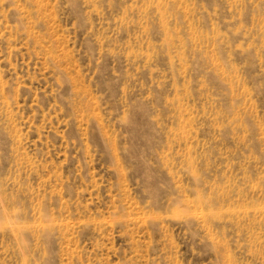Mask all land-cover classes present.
I'll return each mask as SVG.
<instances>
[{"label": "rangeland", "instance_id": "1", "mask_svg": "<svg viewBox=\"0 0 264 264\" xmlns=\"http://www.w3.org/2000/svg\"><path fill=\"white\" fill-rule=\"evenodd\" d=\"M0 264H264V0H0Z\"/></svg>", "mask_w": 264, "mask_h": 264}]
</instances>
